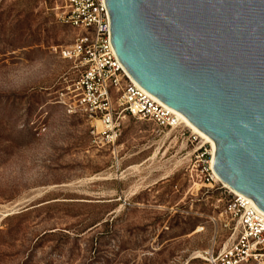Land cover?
<instances>
[{"label":"rangeland","instance_id":"374dc122","mask_svg":"<svg viewBox=\"0 0 264 264\" xmlns=\"http://www.w3.org/2000/svg\"><path fill=\"white\" fill-rule=\"evenodd\" d=\"M63 5L0 0V264H209L234 221L191 181L201 139L126 115L116 157L98 147L59 98L81 69L60 55L81 34Z\"/></svg>","mask_w":264,"mask_h":264},{"label":"water","instance_id":"95a60500","mask_svg":"<svg viewBox=\"0 0 264 264\" xmlns=\"http://www.w3.org/2000/svg\"><path fill=\"white\" fill-rule=\"evenodd\" d=\"M131 78L214 142L213 170L264 212V0H105Z\"/></svg>","mask_w":264,"mask_h":264},{"label":"built area","instance_id":"2783aa9c","mask_svg":"<svg viewBox=\"0 0 264 264\" xmlns=\"http://www.w3.org/2000/svg\"><path fill=\"white\" fill-rule=\"evenodd\" d=\"M56 17L81 32L70 45L60 49L61 57L76 60L81 69L77 79L59 98L67 113H78L95 122V129L91 125L90 132L98 147L116 157L122 119L126 115L160 128L187 127L178 114L150 96L125 71L109 40L105 0H64L62 11ZM194 135L195 139H201ZM211 156L210 144L201 139V145L195 150L197 165L191 170V181L215 186L226 193L228 198L221 214L234 221V226L229 244L215 251L213 242L199 257L209 264H264V212L248 196L223 186L211 167ZM199 228L202 231L204 227Z\"/></svg>","mask_w":264,"mask_h":264},{"label":"bare ground","instance_id":"6f19581e","mask_svg":"<svg viewBox=\"0 0 264 264\" xmlns=\"http://www.w3.org/2000/svg\"><path fill=\"white\" fill-rule=\"evenodd\" d=\"M171 110H173L176 114H178L180 116V118L182 119V121L185 124V126H187L194 134H196L202 140H204L205 142L210 144V146H211V155H212L211 156V167L213 169L214 142L206 134H204L202 131H200L198 128H196L194 125H192L182 113H180V112H178V111H176L174 109H171ZM96 124H98V122ZM98 127H99V124H98ZM214 173H215L217 179L221 181V183L223 184L224 187L228 188L231 192H236L231 187H229L225 182H223L219 178V176L216 174L215 171H214ZM198 229H200V228H198Z\"/></svg>","mask_w":264,"mask_h":264}]
</instances>
